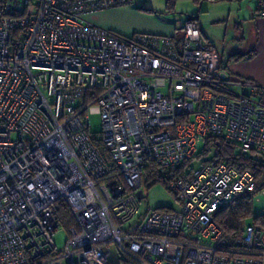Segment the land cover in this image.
I'll use <instances>...</instances> for the list:
<instances>
[{
  "label": "built area",
  "instance_id": "built-area-1",
  "mask_svg": "<svg viewBox=\"0 0 264 264\" xmlns=\"http://www.w3.org/2000/svg\"><path fill=\"white\" fill-rule=\"evenodd\" d=\"M253 1L264 19V0ZM127 4L0 0V264H264L263 227L230 233L214 219L255 193L252 172L191 167L207 138L264 157L256 88L230 91L246 84L221 66L195 19L177 44L92 22ZM149 160L161 177L189 163L166 183L177 210L141 214ZM57 200L74 221L61 249Z\"/></svg>",
  "mask_w": 264,
  "mask_h": 264
},
{
  "label": "rangeland",
  "instance_id": "rangeland-1",
  "mask_svg": "<svg viewBox=\"0 0 264 264\" xmlns=\"http://www.w3.org/2000/svg\"><path fill=\"white\" fill-rule=\"evenodd\" d=\"M170 2H173L171 9L168 8ZM231 3H234L233 0H201L200 5L193 0H128V4L124 5L120 11L106 16V24L115 29V32L125 36L133 33L168 36L169 31L174 26L179 28L189 16H197L201 30L210 38L209 44L219 53L221 47L234 43L233 32L228 29L225 34L223 22H216L229 9H232ZM223 36L224 39L222 40ZM88 121L89 132L98 136L101 131L99 115L96 113L88 114ZM203 147L204 142L200 141L197 144L196 154L200 153ZM213 152V148H210L206 155L196 158L191 167L195 168L204 160L212 158ZM262 179L264 181V178ZM144 181L143 177V197L139 199L141 214L154 209H178L179 202L163 185L155 184L146 187ZM262 213H264V187L253 194L251 215L243 221L242 226L251 225L253 217ZM66 239V229L59 226L52 238L56 248H63Z\"/></svg>",
  "mask_w": 264,
  "mask_h": 264
},
{
  "label": "crops",
  "instance_id": "crops-1",
  "mask_svg": "<svg viewBox=\"0 0 264 264\" xmlns=\"http://www.w3.org/2000/svg\"><path fill=\"white\" fill-rule=\"evenodd\" d=\"M233 2L230 4L232 9H229L216 22H223L225 34L228 29L233 32L232 39L234 43L221 47L219 53H216L221 66L228 72L230 77L246 84V86L241 87L232 86L230 91L250 94V86L264 90V19L256 15V4L253 0H233ZM122 8L124 7H113L97 13L91 17L92 22L114 31L115 29L106 24V16L120 11ZM194 17L203 40L209 44L210 38L201 30L198 17ZM183 24L179 28L174 26L169 31L168 36L179 40ZM253 98L264 104V101L259 100L256 95H253Z\"/></svg>",
  "mask_w": 264,
  "mask_h": 264
},
{
  "label": "trees",
  "instance_id": "trees-1",
  "mask_svg": "<svg viewBox=\"0 0 264 264\" xmlns=\"http://www.w3.org/2000/svg\"><path fill=\"white\" fill-rule=\"evenodd\" d=\"M198 5L201 0H193ZM173 2L168 4V8L171 9ZM189 18L195 19L194 16H189ZM180 40V39H179ZM178 39H174L177 44ZM256 97L259 100L264 101V90L261 88H256ZM99 146L100 143L97 142ZM213 148L214 152L212 158L204 160V163H218L224 162L227 165L233 167L238 171L249 170L252 172L255 178L256 186L255 192H258L262 187H264V157L260 154L253 153H241L236 146L224 142L217 138H207L204 142L203 150L196 154L195 158H200L201 155H206L209 149ZM106 162L111 166L109 158L106 156ZM189 163H183L177 168H173L169 177H161L157 174L155 165L151 160L147 163L144 169V185L146 187L153 186L155 184H161L166 188L167 180L173 176H181L184 173V168L188 167ZM253 195H239L232 198L226 205L218 209L214 215L216 223L225 232L238 233L242 227L243 221L251 215V201ZM58 208V217L60 226L68 229V227L74 225V221L71 214L66 206L61 200L56 202ZM162 210H167V208H162ZM170 210V209H168ZM253 224L258 227L264 228V213L253 217Z\"/></svg>",
  "mask_w": 264,
  "mask_h": 264
},
{
  "label": "water",
  "instance_id": "water-1",
  "mask_svg": "<svg viewBox=\"0 0 264 264\" xmlns=\"http://www.w3.org/2000/svg\"><path fill=\"white\" fill-rule=\"evenodd\" d=\"M136 195H137L138 199L142 198V192L141 191H138Z\"/></svg>",
  "mask_w": 264,
  "mask_h": 264
}]
</instances>
